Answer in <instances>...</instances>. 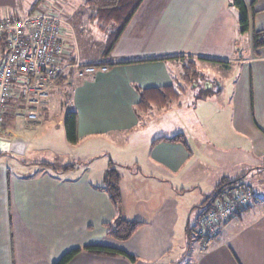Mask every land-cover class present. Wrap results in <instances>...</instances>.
<instances>
[{
    "label": "crops",
    "instance_id": "0c3cea01",
    "mask_svg": "<svg viewBox=\"0 0 264 264\" xmlns=\"http://www.w3.org/2000/svg\"><path fill=\"white\" fill-rule=\"evenodd\" d=\"M87 1L0 0V20L24 17L37 5V9L47 6L61 21L65 77L57 79L39 111L40 123L26 130L36 135L58 99L67 108L59 125L63 127L68 111L76 113L75 146L83 140H123L134 135L148 139L141 160L144 177L131 179L134 184L125 189L119 188L118 177L122 203L117 208L102 189V176L92 180L86 171L71 178L57 169L47 173L45 168L38 176H29L15 168L11 171L8 159H0V264H55L68 251L90 246L108 247L125 255L81 251L68 264H264V181L258 179L264 172L259 163L264 162V45L256 50L252 47V34L264 31V0H243L249 24L246 56L236 42L239 13L233 11L231 0H143L109 53L114 29H101L91 19ZM81 44H89L95 57H81ZM74 62L105 65L107 71L82 80L72 74ZM185 62L194 67L197 62L214 64L234 72L224 79L225 92L220 81H206L200 88L197 79L185 93L180 87L190 83L180 72ZM165 88H171L179 98L181 93L190 99L199 97L198 107L182 106L178 99L162 108H138V90ZM198 89L213 92L212 97H226L228 141L250 158L247 162L241 157L228 160L221 166L220 180L255 174L259 185L250 187L251 205L226 222L203 252L200 243L191 238L202 202L194 205L184 199L197 186L194 177L209 166L199 154L193 156V151L209 144L203 137V122L212 112L211 101L205 98L211 96L197 94ZM48 100L51 104L47 106ZM18 122L8 119L12 137L1 140L24 143L22 155L9 152L24 156L27 143L22 133L26 130L15 126ZM156 125L161 127L156 131L159 136L147 138ZM214 127L208 131L217 130ZM180 133L186 145L167 141L152 144L157 138ZM152 194L157 196L154 200ZM141 201L144 206L137 208ZM119 219L141 223L126 241L107 235Z\"/></svg>",
    "mask_w": 264,
    "mask_h": 264
},
{
    "label": "rangeland",
    "instance_id": "374dc122",
    "mask_svg": "<svg viewBox=\"0 0 264 264\" xmlns=\"http://www.w3.org/2000/svg\"><path fill=\"white\" fill-rule=\"evenodd\" d=\"M36 7L37 5L34 7V10L31 13H34L36 10H38ZM40 9L47 11L49 10L47 6ZM233 11H236V14L238 15L239 12L237 13L236 9ZM238 31L239 32L236 42H238L240 46L239 49L243 50V54L246 56V53L250 47L249 38L245 33H241L240 28ZM80 52L81 57L83 56L84 58L86 57L88 59L95 57L94 51L89 49V44H81ZM183 67H187L190 72L185 70ZM191 70H195L198 75L196 79L188 81L190 83L180 84V87L183 89V91H185V93L187 89L188 93L190 92L192 89V84L195 83L197 79L199 80L198 83H200V88L206 81H209L213 84L216 81H220L222 83V92H225L224 79L233 76L234 72L233 70L217 67L214 66V64L212 65L209 63L207 64L197 62L195 63L194 67L193 63L185 62V64H181L180 66V72L183 75L187 72V75L190 77L192 75ZM215 90L216 86L212 87V91L214 92ZM201 91V89H198L196 93H201L204 96H211L205 98L208 101H211L209 102V105L212 106V112L207 115L208 117H205L203 122V137L205 140L209 139V144L207 147L204 145L203 148L193 151V156H195V154H199L203 160L209 163V166L207 167L206 171H203L194 177V180L197 179L195 182L197 183V186L194 187V190L191 189L190 192L192 193L186 195L184 198L185 203L192 202L194 205L197 204V202L203 203L204 199L215 190L217 184L221 181V166L223 164H226L228 160L230 161L235 157H237V159L241 157L244 162L250 160L249 155H246L242 151L243 149H234L233 146L235 144L228 141V138L231 134L229 135L230 130L228 123L226 122V97H212L215 95L213 92L208 93ZM198 99L199 97H192L190 99V97L184 96L181 93L178 103L186 107L189 105L191 109H194L195 107H198ZM50 104V100H48L47 106ZM174 105L177 104L175 103ZM174 107L176 108V106ZM66 110L67 108L64 104H62L58 99L54 100V104L50 110V115L43 124L44 127L37 130L36 135H33L28 129L26 130L28 126L35 124L26 123L23 121H21V123L18 122L15 126H22L23 130H26L22 133L23 138L27 143L26 153L24 156H16L10 154L9 152L0 151V159H8V163L12 165L10 168L11 171H14L15 168L18 173L29 176L33 173H35V176H38L39 173H41L38 171L43 168H45V172L47 173H55V169H57L59 174L63 175L65 173L67 177L71 178H76L80 174H83V172L87 171L91 176H93L92 180H95V176L103 177V188L107 187L108 185L106 182L107 178L108 181L112 183L115 173L120 178V189L131 187V185L134 184V181L131 179H143L144 175L142 173L143 168L141 166V160L144 155V151L147 148L148 139H143L134 135L131 139L127 138L118 140L109 138L105 140L104 138L83 140L77 146L73 144L70 145V143L66 142L65 140L63 127L58 123L62 119ZM153 119L154 118L151 120ZM184 121L187 124V121ZM154 122L155 121L152 123L154 124ZM157 124H159V121ZM212 125L216 126L214 128H217V130L210 132L208 129L213 127ZM157 126L158 125L147 132V138L152 139L159 136L156 134V131L160 130L161 127ZM1 146L4 147L3 145ZM80 162L84 163L81 164ZM259 163L264 165V162L262 161H259ZM44 164L46 167L43 166ZM33 168L35 171L32 170ZM216 168L217 170H215ZM64 169L65 171H63ZM216 171L218 175L216 174L211 178V175ZM259 176L260 177L258 179H262L264 181V172ZM149 181L150 180H148V183ZM240 185L248 188L253 187V189L259 187L256 182L255 174H252V176H248L242 180ZM188 188L190 189V187ZM106 192L109 195V198L113 196V192L110 189L107 188ZM197 194L202 195L200 197ZM152 197L154 200L157 196L152 194ZM121 203L122 201L119 197L117 202H115L116 207L119 208ZM141 206H144V202L142 204V201L137 205V208H141ZM129 212H131V210Z\"/></svg>",
    "mask_w": 264,
    "mask_h": 264
},
{
    "label": "built area",
    "instance_id": "2783aa9c",
    "mask_svg": "<svg viewBox=\"0 0 264 264\" xmlns=\"http://www.w3.org/2000/svg\"><path fill=\"white\" fill-rule=\"evenodd\" d=\"M4 54L1 56V50ZM65 43L61 21L50 10L18 18L0 20V139L11 138L8 119L39 124V111L45 105L57 79L64 74L61 64ZM74 77L86 80L107 67L101 64L70 66ZM253 200L250 188L234 186L216 199L207 210H198L191 227V238L205 251L226 222L248 208Z\"/></svg>",
    "mask_w": 264,
    "mask_h": 264
},
{
    "label": "trees",
    "instance_id": "16d2710c",
    "mask_svg": "<svg viewBox=\"0 0 264 264\" xmlns=\"http://www.w3.org/2000/svg\"><path fill=\"white\" fill-rule=\"evenodd\" d=\"M232 6L239 12V28L241 33H246L249 30L248 15L243 3V0H231ZM143 0H88L86 5L91 10L92 20H96L100 28L113 27L114 38L108 49L109 53L121 36L122 32L125 30L129 22L131 21L134 14L137 12L138 8L142 4ZM264 31H257L252 34V47L254 50L260 48L264 45L263 38ZM4 54V50H1V56ZM165 60V59H161ZM213 62V61H212ZM185 70H190L184 67ZM192 75L189 77L187 72L184 74V78L187 81L194 80L197 78L198 73L195 70H191ZM62 77L64 75H61ZM61 77V78H62ZM65 77V76H64ZM140 103L138 108L141 111H145L152 105L157 107H166L168 104L177 102L179 99V94L174 92L171 88H165L161 90H138ZM76 113L74 111H68L63 118V128L65 132L66 140L70 144H75L77 142L76 134ZM160 141H167L172 143H183L186 145L185 137L183 134H177L170 138H157L152 141V144ZM246 173L236 177L232 180L222 179L216 186L215 190L209 194L203 201L201 205L197 208L198 210H207L211 207L212 203L228 193L234 186L239 185L244 178H246ZM107 187L102 188L107 191V188L113 192V196L110 197L111 202L115 205V202L120 197L118 190V175L115 173L113 176V181L110 183L108 178L106 179ZM138 221H128L126 219L116 220L113 224V228H108L107 235L111 236L118 241H126L129 239L136 229L140 226ZM81 251H85L95 255H117L124 254L122 252L116 251L114 249L102 246H90L83 249H73L68 251L66 254L62 255L61 258L55 264H68L76 255ZM125 255V254H124ZM130 260L131 257L127 256Z\"/></svg>",
    "mask_w": 264,
    "mask_h": 264
},
{
    "label": "water",
    "instance_id": "95a60500",
    "mask_svg": "<svg viewBox=\"0 0 264 264\" xmlns=\"http://www.w3.org/2000/svg\"><path fill=\"white\" fill-rule=\"evenodd\" d=\"M2 144L4 145V147H1L0 151H8L17 155H22L24 153V143L19 140L11 142L10 144H6L3 143V141L0 139V146Z\"/></svg>",
    "mask_w": 264,
    "mask_h": 264
}]
</instances>
